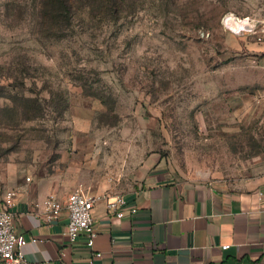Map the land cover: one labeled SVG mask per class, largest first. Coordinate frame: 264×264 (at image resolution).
<instances>
[{
    "label": "rangeland",
    "instance_id": "374dc122",
    "mask_svg": "<svg viewBox=\"0 0 264 264\" xmlns=\"http://www.w3.org/2000/svg\"><path fill=\"white\" fill-rule=\"evenodd\" d=\"M40 21L38 0H0L4 183L134 188L147 161L180 179L260 172L264 0H75L62 38Z\"/></svg>",
    "mask_w": 264,
    "mask_h": 264
},
{
    "label": "crops",
    "instance_id": "0c3cea01",
    "mask_svg": "<svg viewBox=\"0 0 264 264\" xmlns=\"http://www.w3.org/2000/svg\"><path fill=\"white\" fill-rule=\"evenodd\" d=\"M153 164L139 165L138 186L125 188L107 181L89 195L103 197L111 187L125 196L136 212L117 218L107 211L106 199L94 207L98 236L94 246L85 236L71 243L67 212L51 223L44 217L49 195L65 201L38 183L1 180L3 191H17L14 224L29 242L23 251L31 264H264V163L252 177L227 181L176 178ZM136 179V180H137ZM229 244V248L222 246ZM95 252L103 257H94Z\"/></svg>",
    "mask_w": 264,
    "mask_h": 264
},
{
    "label": "built area",
    "instance_id": "2783aa9c",
    "mask_svg": "<svg viewBox=\"0 0 264 264\" xmlns=\"http://www.w3.org/2000/svg\"><path fill=\"white\" fill-rule=\"evenodd\" d=\"M1 189V180H0ZM17 191L14 188L3 191L0 200V264H31L23 251L29 242L36 243L38 238H26L16 230L14 224ZM106 199L107 211L115 214L117 218H124L127 213L133 215L135 207H130L125 196L107 192L103 197L89 195L82 187L72 191L65 201L56 195H49L43 202L45 220L51 223L63 211L67 212V235L73 244L81 236L87 239V245L93 247L98 236L95 226L94 207L97 199ZM229 244L223 245V249L229 248ZM94 257L101 258L103 253L95 252ZM90 264H94L93 258Z\"/></svg>",
    "mask_w": 264,
    "mask_h": 264
},
{
    "label": "trees",
    "instance_id": "16d2710c",
    "mask_svg": "<svg viewBox=\"0 0 264 264\" xmlns=\"http://www.w3.org/2000/svg\"><path fill=\"white\" fill-rule=\"evenodd\" d=\"M38 5L45 32L56 38L65 37L60 31L64 22L71 19L75 0H38Z\"/></svg>",
    "mask_w": 264,
    "mask_h": 264
},
{
    "label": "bare ground",
    "instance_id": "6f19581e",
    "mask_svg": "<svg viewBox=\"0 0 264 264\" xmlns=\"http://www.w3.org/2000/svg\"><path fill=\"white\" fill-rule=\"evenodd\" d=\"M232 20H233L234 22H236V20H238L239 22H242L241 19L236 18V17H233ZM243 20H244V19H243ZM245 20H247V19H245ZM243 22H244V21H243ZM241 24H242V23H241Z\"/></svg>",
    "mask_w": 264,
    "mask_h": 264
}]
</instances>
